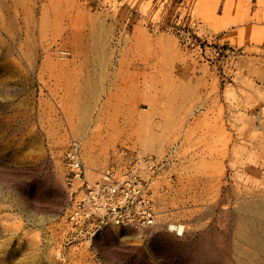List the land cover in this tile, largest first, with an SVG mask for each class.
Instances as JSON below:
<instances>
[{
  "label": "rangeland",
  "instance_id": "rangeland-1",
  "mask_svg": "<svg viewBox=\"0 0 264 264\" xmlns=\"http://www.w3.org/2000/svg\"><path fill=\"white\" fill-rule=\"evenodd\" d=\"M73 139L155 226L69 224ZM0 264H264V0H0Z\"/></svg>",
  "mask_w": 264,
  "mask_h": 264
},
{
  "label": "built area",
  "instance_id": "built-area-1",
  "mask_svg": "<svg viewBox=\"0 0 264 264\" xmlns=\"http://www.w3.org/2000/svg\"><path fill=\"white\" fill-rule=\"evenodd\" d=\"M115 158L91 185L86 179L80 143L70 141L64 164L70 196L75 197L68 209V221L75 229L85 228L90 234L112 225L135 228L156 225L157 208L147 175L163 168L166 162L140 157L126 148L117 152Z\"/></svg>",
  "mask_w": 264,
  "mask_h": 264
},
{
  "label": "bare ground",
  "instance_id": "bare-ground-1",
  "mask_svg": "<svg viewBox=\"0 0 264 264\" xmlns=\"http://www.w3.org/2000/svg\"><path fill=\"white\" fill-rule=\"evenodd\" d=\"M151 174H152V173L149 172V175H147V178H148L147 180H152V178H151ZM151 183H152V181H151ZM151 185H152V184H151Z\"/></svg>",
  "mask_w": 264,
  "mask_h": 264
}]
</instances>
